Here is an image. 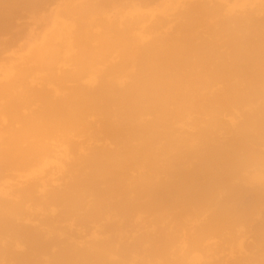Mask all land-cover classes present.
<instances>
[{
    "label": "bare ground",
    "instance_id": "obj_1",
    "mask_svg": "<svg viewBox=\"0 0 264 264\" xmlns=\"http://www.w3.org/2000/svg\"><path fill=\"white\" fill-rule=\"evenodd\" d=\"M0 264H264V0H0Z\"/></svg>",
    "mask_w": 264,
    "mask_h": 264
}]
</instances>
